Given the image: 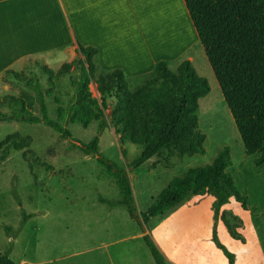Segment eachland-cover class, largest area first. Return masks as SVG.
<instances>
[{
    "label": "rangeland",
    "instance_id": "1",
    "mask_svg": "<svg viewBox=\"0 0 264 264\" xmlns=\"http://www.w3.org/2000/svg\"><path fill=\"white\" fill-rule=\"evenodd\" d=\"M174 3L178 6L181 4L175 0ZM160 8V4L153 0L146 7L142 4V12L148 16V20H153L151 15L160 13L156 12ZM179 12L186 21L183 8ZM187 27L192 37L191 29ZM149 29H153L152 25ZM198 43L191 44L188 50L189 46L186 45L180 51L187 52L186 57H191L198 74L207 78L211 87V92L200 100L199 108V128L207 136L205 154L173 157L172 166L168 168L162 157L156 156L155 163L163 166L154 167L158 170L149 172L145 164L135 171L130 170L138 209L146 212L151 200L172 179L185 175L190 168L213 163L219 152L228 146L232 158L228 171L238 189L248 198V209L231 199L221 211L234 227L230 230L222 218L214 219L212 196L190 195L186 199L188 205L183 209L185 213L181 218L185 220L181 225L173 222L179 219V215L173 219L155 217L148 223V231L159 248L165 247L170 255L173 241H183L178 244V254L173 256L175 261L183 264H229L228 258L213 239L214 231L219 242L234 254L235 264H264V174L255 166L254 157H246L232 114L200 41ZM171 53L178 56L170 62L173 71L189 59L179 58V52ZM35 62L29 61L24 72L29 78L33 73L38 75L42 88L47 90L50 87L48 78ZM78 77L79 71L73 70L57 83L56 92L66 104L73 97L75 88L72 82ZM135 85L131 82L130 89L139 87ZM91 90L97 95L95 85H91ZM22 91L35 95L23 83L17 82L16 86L2 92L0 97L19 95ZM46 102L49 115L56 118L57 104L54 98H47ZM2 111L11 113L7 107ZM34 111L41 115L38 106ZM68 128L75 138L89 142L96 135L98 123H93L87 129L78 124H70ZM14 132L33 137L30 149L42 163L32 164L33 176L29 163L24 160V151H11L7 161L0 166V250L6 251L13 240L14 249L10 257L18 264H156L144 239L138 237L142 230L128 212L119 207L114 210L122 211L117 218L110 213L108 205L98 202L100 197L118 199L119 193L114 180L100 179L101 169L92 157L77 149L69 150L68 141L43 124L0 121V142ZM100 148L119 166L127 169L143 150L142 145L121 142L113 127L104 130ZM124 151L126 155H123ZM27 156H31L30 153ZM44 163L51 165L53 170L47 169ZM13 184L17 186L23 208L35 214L16 238L9 237L4 229L9 226L17 230L21 222L20 207L12 195ZM116 240L120 244L108 249L102 246Z\"/></svg>",
    "mask_w": 264,
    "mask_h": 264
},
{
    "label": "trees",
    "instance_id": "2",
    "mask_svg": "<svg viewBox=\"0 0 264 264\" xmlns=\"http://www.w3.org/2000/svg\"><path fill=\"white\" fill-rule=\"evenodd\" d=\"M184 3L239 131L246 157H254L255 166L264 174V0H184ZM77 54L76 59L62 64L58 70L35 62L48 78L47 90L42 88L38 75L33 73L29 78L24 71L7 70L6 76L23 83L35 95L22 91L19 95L0 97V121L43 124L68 141L69 150L77 149L92 157L101 169L100 179L114 180L119 193L117 200L100 197L99 202L110 208L126 209L142 230L156 264L168 263L150 235L148 223L190 195L212 196L214 219L222 218L231 230L234 225L221 213L222 208L235 199L248 209V198L228 171L232 165L230 147H224L213 163L190 168L185 175L172 179L146 212L138 209L129 175L130 170L135 171L155 156L162 157L165 165L171 166L173 157L205 154L207 136L199 128V108L200 100L211 92L208 79L200 76L189 60L183 61L175 71L160 60L151 76L131 90L123 70L97 73L96 48L78 44ZM73 70L79 71V77L72 82L75 90L66 104L56 92L57 83ZM91 85H95L97 95ZM52 97L57 104L56 118L49 115L46 102ZM36 106L40 116L34 111ZM4 107L11 113L3 112ZM95 122L97 132L89 142L75 138L68 128L70 124H78L87 129ZM109 127H113L121 142L143 147L142 153L128 165L129 170L101 151L100 138ZM32 144V136H23L20 132L8 134L0 142V166L11 151H24V160L35 176L32 164L42 162L30 149ZM44 166L53 170L49 164ZM12 195L20 207L21 222L17 230L9 226L4 229L9 237L16 238L35 214L23 208L16 184ZM213 239L229 264H235L234 254L219 242L215 231ZM13 249L11 240L6 251L0 250V264H18L10 257Z\"/></svg>",
    "mask_w": 264,
    "mask_h": 264
},
{
    "label": "crops",
    "instance_id": "3",
    "mask_svg": "<svg viewBox=\"0 0 264 264\" xmlns=\"http://www.w3.org/2000/svg\"><path fill=\"white\" fill-rule=\"evenodd\" d=\"M175 1L178 4L181 2L179 5L183 8L194 42L176 44L175 50H172L155 42L153 29L149 30L148 16L142 12V0H0V96L16 86L17 82L20 83L12 76H6L7 70L24 71L29 61H38L58 70L62 64L77 58L78 44L98 50L95 56L98 74L121 69L129 84L134 82L135 86H141L151 76L158 61H166L170 68V62L178 57L171 53L173 51L179 52V58L191 61V57H186L187 52L180 50L186 45L188 50L191 44L200 40L184 0ZM155 159L156 156L144 163L149 172L158 170L155 166L163 167L156 164ZM155 199L151 200V204ZM187 202L184 200L156 217L173 219L179 215V219L173 221L179 226L185 220L181 217ZM118 208H110V213L117 218L122 213L114 211ZM138 237L143 239V234ZM117 240L102 246L108 249L117 245ZM181 243L183 241H173L170 247L172 255L160 246L167 263L183 264L173 258L178 254V244Z\"/></svg>",
    "mask_w": 264,
    "mask_h": 264
},
{
    "label": "bare ground",
    "instance_id": "4",
    "mask_svg": "<svg viewBox=\"0 0 264 264\" xmlns=\"http://www.w3.org/2000/svg\"><path fill=\"white\" fill-rule=\"evenodd\" d=\"M151 1L152 0H142V4L146 7V5H150ZM153 1L159 3L162 7L157 9L156 12L160 13L155 14L152 17L153 20H148L149 26L152 25L153 27V37L155 42L161 44L164 48H175L176 44L180 46L183 43H189V41L192 42V39L189 35L190 33L188 34V24L186 23L181 12H179L182 10L181 6H178L176 3H174V0ZM187 38L189 40H187Z\"/></svg>",
    "mask_w": 264,
    "mask_h": 264
}]
</instances>
